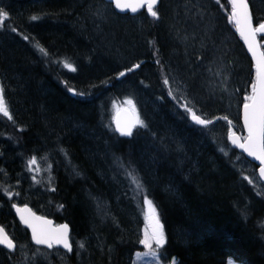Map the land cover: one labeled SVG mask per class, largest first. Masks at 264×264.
Instances as JSON below:
<instances>
[{
    "label": "trees",
    "instance_id": "1",
    "mask_svg": "<svg viewBox=\"0 0 264 264\" xmlns=\"http://www.w3.org/2000/svg\"><path fill=\"white\" fill-rule=\"evenodd\" d=\"M80 3L43 0L36 3L38 11L6 8L9 30L23 28L30 14L37 17L27 28L41 42L33 40L37 50L48 51L36 57L26 42L0 36V76L14 115L3 123L12 127L16 139L0 141V179H19L22 158L47 161L49 185L38 200H47L55 222L70 225L73 249L64 254L68 264H131L134 252L143 250L139 240L145 196L163 226L165 243L157 250L163 264L173 259L176 264H226L228 258L264 264L263 184L243 169L244 157L225 137L229 127L238 132L239 125L227 115H216L202 127L190 122L188 106L164 83L162 57L168 52L162 45L148 46L159 34L158 9L157 17L146 14L145 35L127 36L131 57L120 63L100 57L105 53L96 52L79 33L74 13ZM220 4L229 17L228 0ZM60 61L74 68L72 76L61 70ZM148 65L150 72L156 67L163 86H149L150 78L144 81L143 66ZM119 70L126 73L120 80ZM254 77L250 65L242 103ZM127 98L139 100L144 125L137 124L129 138L113 128L116 108L126 107ZM216 121L225 125L219 138L211 128ZM25 193L32 195L27 189ZM7 194L0 183V197ZM30 198L36 203L37 198Z\"/></svg>",
    "mask_w": 264,
    "mask_h": 264
},
{
    "label": "rangeland",
    "instance_id": "2",
    "mask_svg": "<svg viewBox=\"0 0 264 264\" xmlns=\"http://www.w3.org/2000/svg\"><path fill=\"white\" fill-rule=\"evenodd\" d=\"M248 1L252 4L253 16L257 19L258 26L261 23L260 19L264 17V0ZM80 2L78 9L83 6L79 13H77L78 9L74 13L75 27L78 28L79 33L87 42L93 44V49L96 52L98 49L105 53L99 54L100 57H106L109 61L127 62L126 59L131 57L128 48H125L126 41H129L127 38L133 39L145 35L147 31L144 25L146 24L145 17L118 16L110 5H106L100 0H80ZM36 6V3H33L32 8L35 9ZM7 7L8 5L3 4L0 8L8 12ZM158 14L160 15L159 37L157 35L151 37L148 46L151 49L155 44L162 45L168 52V55H163L162 59L164 68L168 69L167 80L171 92L180 98L183 105L191 108L203 119L210 120L216 115H227L238 124L242 105L240 96L249 78L250 63L238 37L230 28L231 26L229 27V20L220 16L216 8L207 5L205 0H162ZM27 15L26 12L22 13V17ZM129 43L131 42L129 41ZM152 44L154 45L152 46ZM261 46H264V41ZM141 56L144 58L143 55ZM136 62L134 61V63ZM155 65L157 66V64ZM149 68V65L143 66V79L144 81L151 79L152 85H147L157 86L158 70L156 71L154 66L150 72ZM121 71L117 72L118 75ZM64 73L69 76L74 74L68 71ZM128 101H131V104ZM138 101V99L127 98L123 100V103L139 116L141 105L138 104ZM134 111H132L134 122L137 119L140 121V116L136 117ZM211 128L212 133L218 138L225 133V125L221 121L214 122ZM231 128L233 129V127ZM12 134V127L4 128L0 133V141L15 142V136ZM0 145H3V142H0ZM25 159L22 158L21 162ZM241 166L248 171V174L254 175L256 178V171L251 163L245 160L241 162ZM21 167L20 177L22 179H17L20 189L24 191L27 189L32 193L31 196L37 198L36 203H42V200L39 201L38 198L44 194L48 184L46 178L49 172L48 163L37 161L29 169L28 163L22 162ZM35 168L36 171L41 170L43 179L33 184L31 174L35 172ZM0 180V183H3L6 188L7 185L2 179ZM21 183L24 184L21 185ZM145 224L144 213L142 226H140L141 239ZM147 251L145 249L144 252L135 253L133 264H163L159 257L157 260H153L150 255H146ZM38 255V252H34V256ZM46 257L49 260L48 263L53 260L58 261L60 258L56 253H48ZM230 262L231 264H241L228 258L226 264H230Z\"/></svg>",
    "mask_w": 264,
    "mask_h": 264
},
{
    "label": "snow or ice",
    "instance_id": "3",
    "mask_svg": "<svg viewBox=\"0 0 264 264\" xmlns=\"http://www.w3.org/2000/svg\"><path fill=\"white\" fill-rule=\"evenodd\" d=\"M217 2L219 3V0H217ZM111 3L121 11L127 8L133 13L137 12V5H146L148 14L152 17H157V12L154 10L157 0H111ZM228 3L231 5L229 22H234L236 32L239 33L244 44L247 46L248 52L251 54L253 67L255 69V77L251 83V93L245 95L243 103V124L247 136L241 138L229 127L228 139L236 147L247 153L249 157H253L255 160L259 161L260 177L264 179V50L261 49V45L257 39L258 34H264V23H260L255 27L253 26L247 0H228ZM8 18L9 13L5 9L0 8V26H3ZM31 19L36 20L37 17L33 16ZM11 30L14 32L16 31L14 27ZM25 39H27V37H25ZM39 51L47 55V52H45L43 48H40ZM64 66L66 68H71V65L68 63H65ZM138 66L139 65H134L133 67L135 68ZM131 70L132 69H128L127 71ZM124 74V72L119 73L120 76ZM164 83L167 85L169 81L165 79ZM69 91H72V89H69ZM169 94L171 95V93ZM128 103L131 104V101H128ZM186 110L195 124L201 126L211 124V121L203 119L191 108L186 107ZM0 114L8 119L12 118L2 95V90H0ZM137 123L144 126L143 122L138 119L124 126H121V124L117 122L116 131L119 132L121 136H131L132 128L135 127ZM229 125H231V121H229ZM36 163V157H32L28 161L29 169ZM128 175L132 176V173L129 172ZM245 179H247V177H245ZM132 182L136 183L139 187V181L134 177ZM12 207L16 209L21 223L31 229V238L36 245H45L49 249H51L53 245H60L68 252L72 251L67 224L52 227L51 221L36 216L26 206L24 208H19L13 204ZM144 207L146 209V224L143 238L139 240V243L148 250L146 255H150L153 260H157L159 257L157 250L165 243L163 226L160 223L156 208L153 206L152 201L146 196L144 198ZM153 245H155V247H153ZM0 246L6 247L9 250H14L16 247L14 240L3 227H0ZM79 246L83 248L84 244L81 243ZM171 264H176L174 259Z\"/></svg>",
    "mask_w": 264,
    "mask_h": 264
},
{
    "label": "flooded vegetation",
    "instance_id": "4",
    "mask_svg": "<svg viewBox=\"0 0 264 264\" xmlns=\"http://www.w3.org/2000/svg\"><path fill=\"white\" fill-rule=\"evenodd\" d=\"M39 1H43V0H0V7H2L3 4H5V5H10V6L19 7V8H27L28 11H32L34 10L32 8L33 3H37ZM100 1L103 2V0H100ZM205 3L207 5H211L215 7L216 11L219 12V15L222 17L224 16V12L221 8L220 0H219V3L217 2V0H205ZM31 17L32 15L30 14L28 18L24 21V24H22L23 28H15L16 29L15 32L12 30H9L10 29L9 27L11 26L9 24L10 22L8 18L5 21L4 25L0 26V36L4 38L5 36L6 37L13 36V38L16 37L18 40H21L22 42H26V45L28 49L30 50L31 54L33 55V53H36L34 55L38 57L39 55L37 54L40 51H38L37 49L40 46L34 45L33 40H35L37 43H39L40 41L38 40L37 36H35L34 33L30 29L27 28V25L33 22ZM252 17H253V11H252ZM260 21L261 23H264V17H262ZM25 37H27V39H25ZM263 39L264 38L261 37L262 45H263ZM238 41L242 45L239 37H238ZM43 49L45 50V52L48 51L46 47H44ZM41 55L46 56L43 53H41ZM165 70L167 72L168 69L165 68ZM156 85L157 86L164 85L159 80L158 76H157ZM167 86H170V85L167 84ZM0 90H2V86H0ZM3 127H6V126L0 120V132L1 133L4 130L2 129ZM18 176L20 177V174ZM16 180L17 178L4 179V182L7 185L6 190L8 191V194L5 196L1 195L0 197V227H3L6 230V232L9 234V236L14 240L15 245H16L14 249L15 253L13 252L14 254H12L8 252V250L6 251L5 248L0 247V249L3 251V252H0L3 255L2 257H0V264H49L48 263L49 260L46 257L48 255L47 249L44 247H36L32 244L28 229L22 226V224L16 217V214L12 207L13 204H15L16 206H20V207L26 206L30 208V210L36 216L49 219L50 214L49 212H47L48 211L47 200L45 201L44 204H42L41 202L35 203L32 198L26 195L23 189H19L15 187ZM34 252H38L39 255L34 256Z\"/></svg>",
    "mask_w": 264,
    "mask_h": 264
},
{
    "label": "water",
    "instance_id": "5",
    "mask_svg": "<svg viewBox=\"0 0 264 264\" xmlns=\"http://www.w3.org/2000/svg\"><path fill=\"white\" fill-rule=\"evenodd\" d=\"M106 2H108V3H110L112 6H113V8H114V10L117 12V13H119V14H130V15H135L136 13H139L142 9H143V7H145V9L147 10V6L146 5H144V6H140V5H137V12H135V13H133L130 9H125L124 11H121V10H119V9H117L112 3H111V0H105ZM159 1L160 0H157V4L154 6V8L158 5V3H159ZM248 3V2H247ZM249 10H250V6H249ZM250 13H251V10H250ZM251 17H252V15H251ZM253 22V21H252ZM233 24H234V22H232ZM235 25V24H234ZM254 26V25H253ZM255 27V26H254ZM235 31H236V29H235ZM236 34L239 36V38L241 39V42H242V46H243V50H244V52H245V55L247 56V58L249 59V61H250V63L252 64V66H253V63H252V57H251V54L248 52V50H247V46L244 44V41H243V39L240 37V35H239V33L238 32H236ZM261 36H264V34H258V37H257V39H258V41H259V37H261ZM254 68V67H253ZM255 70V69H254ZM117 122H119L120 124H121V126H124V125H126V124H129V123H132L133 122V120H132V115H131V113L128 111V110H126V109H120V111H118L117 112V114L115 115V118H114V128H115V130H116V126H117ZM194 122V121H193ZM240 122H241V126H242V129H243V132H244V134L247 136V132H246V130H245V128H244V124H243V106L241 107V119H240ZM117 132V131H116ZM117 133H119V132H117ZM120 134V133H119ZM237 135V134H236ZM238 136V135H237ZM227 140H228V142H229V144L233 147V148H235V149H237L239 152H241L242 154H243V156L245 157V158H247L249 161H251V162H253L254 164H256L257 165V169H256V174H257V177H258V179L261 181V182H264V179H262L261 177H260V173H259V167H260V165H259V161H257V160H255L253 157H249L248 155H247V153H245L242 149H240V148H238V147H236L234 144H232L231 143V141H229V139H228V137H227ZM24 208V207H23ZM15 211H16V209H15ZM16 214H17V212H16ZM17 216H18V218H19V215L17 214ZM19 220H20V218H19ZM47 220V219H46ZM48 221H51V220H48ZM25 227H27L25 224H23ZM51 226L52 227H54L53 226V222L51 221ZM28 228V227H27ZM29 229V231H30V234H31V229L30 228H28ZM68 235H69V228H68ZM33 242V241H32ZM34 243V242H33ZM35 244V243H34ZM36 245V244H35ZM38 246H45V245H38ZM53 246H55V247H60V248H62V249H64L62 246H60V245H53ZM45 247H47V246H45ZM65 250V249H64ZM67 251V250H66Z\"/></svg>",
    "mask_w": 264,
    "mask_h": 264
},
{
    "label": "bare ground",
    "instance_id": "6",
    "mask_svg": "<svg viewBox=\"0 0 264 264\" xmlns=\"http://www.w3.org/2000/svg\"><path fill=\"white\" fill-rule=\"evenodd\" d=\"M162 1V0H161ZM161 1H160V5H161ZM249 2V1H248ZM249 6H251V2H249ZM250 10H251V7H250ZM116 15H119V16H122V15H120V14H118V13H116ZM254 19H253V17H252V21H253ZM255 20H257L256 18H255ZM257 24H258V22L257 23H254V21H253V25L254 26H257ZM260 40L261 39H259V43H260V45H261V42H260ZM149 44V43H148ZM263 46H261V49L263 50V48H262ZM148 52V51H147ZM43 204V203H42Z\"/></svg>",
    "mask_w": 264,
    "mask_h": 264
}]
</instances>
